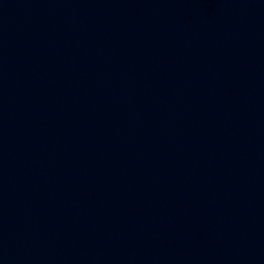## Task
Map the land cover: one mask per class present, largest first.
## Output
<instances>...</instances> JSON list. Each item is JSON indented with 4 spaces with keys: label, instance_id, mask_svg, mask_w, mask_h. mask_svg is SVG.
<instances>
[{
    "label": "water",
    "instance_id": "95a60500",
    "mask_svg": "<svg viewBox=\"0 0 264 264\" xmlns=\"http://www.w3.org/2000/svg\"><path fill=\"white\" fill-rule=\"evenodd\" d=\"M0 264H264V0H0Z\"/></svg>",
    "mask_w": 264,
    "mask_h": 264
}]
</instances>
